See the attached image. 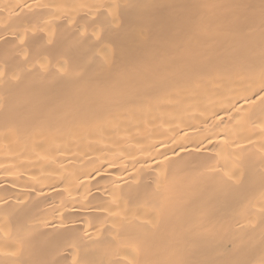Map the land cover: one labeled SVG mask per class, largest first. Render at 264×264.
Masks as SVG:
<instances>
[{
  "label": "bare ground",
  "instance_id": "bare-ground-1",
  "mask_svg": "<svg viewBox=\"0 0 264 264\" xmlns=\"http://www.w3.org/2000/svg\"><path fill=\"white\" fill-rule=\"evenodd\" d=\"M0 264H264V0H0Z\"/></svg>",
  "mask_w": 264,
  "mask_h": 264
}]
</instances>
